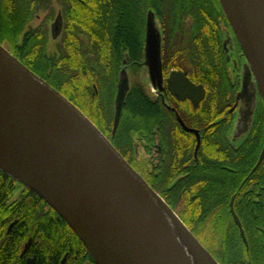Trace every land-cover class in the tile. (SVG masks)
Masks as SVG:
<instances>
[{
	"label": "trees",
	"instance_id": "16d2710c",
	"mask_svg": "<svg viewBox=\"0 0 264 264\" xmlns=\"http://www.w3.org/2000/svg\"><path fill=\"white\" fill-rule=\"evenodd\" d=\"M54 1L63 18L57 40L50 37V18L57 8L53 0H0V43L108 136L218 263L264 264V159L250 174L264 143V114L260 111L248 138L234 147L228 138L232 120L222 118L235 89L223 48V27L229 24L219 1ZM149 11L162 31L163 71L184 70L207 89L198 109H178L189 125L201 129L196 159L192 135L138 80L129 83L112 134L118 75L123 68L135 75L143 67L144 19ZM50 42L56 44L53 50ZM140 144L147 154L158 152L144 162V157H137ZM18 184L0 170V263L23 264L22 245L33 237L61 242L42 246L48 264H56L59 250L78 239L64 222L58 223L44 200L22 184L20 199L17 193L11 202ZM250 186H255L253 191ZM249 192L260 195L245 194ZM234 194L236 208L246 204L235 210L246 244L228 210Z\"/></svg>",
	"mask_w": 264,
	"mask_h": 264
},
{
	"label": "water",
	"instance_id": "95a60500",
	"mask_svg": "<svg viewBox=\"0 0 264 264\" xmlns=\"http://www.w3.org/2000/svg\"><path fill=\"white\" fill-rule=\"evenodd\" d=\"M218 1L246 60L237 97L253 86L254 98L256 85L264 106V0ZM60 27L58 16L52 33ZM143 58L151 88L162 90L161 37L151 12ZM165 82L173 96L188 98L195 106L204 97L202 85L191 82L184 71H171ZM128 90L123 68L116 84L112 134ZM176 119L195 134L197 149L199 132L177 114ZM263 158L264 145L253 170ZM0 170L44 200L96 264H220L98 127L2 43ZM241 236L246 242L242 230Z\"/></svg>",
	"mask_w": 264,
	"mask_h": 264
},
{
	"label": "flooded vegetation",
	"instance_id": "af4514ba",
	"mask_svg": "<svg viewBox=\"0 0 264 264\" xmlns=\"http://www.w3.org/2000/svg\"><path fill=\"white\" fill-rule=\"evenodd\" d=\"M53 4L55 6H57V8H56V10L53 11L54 13L52 14V17L50 18V37L52 39H56V38L59 37L57 35H60L61 27H60L59 33H57L55 31L56 35H54L52 33V26H53V24H55L56 19L58 18V16L61 17V25H62L63 18H62V12L58 8L59 5H56V1H54V0H53ZM148 13H146V16H145V19H144V37H145L146 18H147V14ZM154 19H155V22H156L157 29L160 32V37H161V42H162V31H161L160 24H159L158 20L155 18V16H154ZM229 27L230 26L223 27V48H224V51H225L227 66L229 65L230 69H229V67H228V69H229V71L231 72V75H232V80H233L232 86H233V89H235V90H234V96H233L232 102H230V104H227L225 106L227 108H226V110H224V114H223L222 118H229V119L232 120L230 129L228 131V138H229L231 144L234 147H238L250 135L252 127H253V124L255 122V119L260 114V111H262V113L264 114V106H263L261 97L259 95V92H258V90L256 88V85H254V90H255L254 98L252 96V88H253V86L250 87L247 91H244L242 93V95L237 97V94H238V92L241 89L242 73H243V67L245 66V58H244L242 50H241V48H240L235 36L234 37L233 36L232 37H230V36L228 37V35H226V33H224L225 32L224 28L229 29ZM230 46H232V48H230ZM229 53H231V56H230V59L227 60V55H229ZM235 55H236V59L234 57ZM143 68L146 69L144 64H143V67L141 68V70ZM173 70L184 71V70H181V69H170L167 72H164L163 71V67H162L163 79H164L163 80L164 82H163V85H162L163 89L153 92L152 95L154 96V98L155 97H159L161 99V101H162L163 105L165 106V108L167 110H169L171 113H173L175 121L178 123V125L182 129H183V127L181 126V124L176 119V114L181 118V120L183 121L185 126H187L188 128L197 130L199 132L200 143H201V136H202L201 129H199L196 126L189 125L187 120H185V119H183L181 117V114H180L179 110H183L185 108L187 109L188 107H192L193 109H198L201 106L202 101L206 97L207 89L204 86V84L196 83V82L192 81L189 78L187 72L184 71V72H186V76L190 79L191 82H193L195 85H202V87L204 88V92H205L204 97L195 106L192 103V101L190 99H188V98L179 99V98L173 96L168 91V89L166 88V82H165L166 78L169 76V73L171 71H173ZM184 131L187 132V133H190L192 135V137L194 138V140H195V146H194V149H193V156L196 159V154H197V151H198V149L200 147V143H199V147L196 149L197 140H196L195 134L192 133V132L186 131V130H184ZM106 137L108 138V136H106ZM109 141H110V139H109ZM263 145H264V143H263ZM263 145L260 148L257 160H258L259 155H260V153L262 151ZM149 148L152 149L151 146ZM154 150L155 149H153V151L151 150L152 153H150L149 156H151V157L153 156L154 157L156 155V152H158V151L157 150L154 151ZM160 150H161V147H159V151ZM125 160L127 161L126 158H125ZM262 161H261V163H262ZM127 162L129 163V161H127ZM256 163H257V161L255 162V164ZM255 164H254V166H255ZM260 164H259V166H260ZM131 166L136 170V168L133 165H131ZM253 167H252V169L250 171V174L252 172H254L258 168L257 167L255 170H253ZM137 172L143 177V175L139 171H137ZM246 179L247 178H245L244 181ZM243 183L244 182H242V184ZM253 187H255V186H250L249 187L250 188L249 191H253L252 190ZM17 188L20 190L21 184H18ZM19 192H18L19 195L17 197L18 200L20 199V196H21V193H19ZM245 194L246 195H250V196H254V197H258L260 195V192H249V193H245ZM236 197H237V195H235V194L232 195V197H231V199L229 200V203H228V207H229L228 210H229V213H230V215L232 217V220H233L234 224L237 226V230L239 232V235L241 236V231H240V228H239L238 224L235 221L234 215L237 216V218L239 220V223L241 225V230H242V232L244 234L240 217H239V215L236 214L235 210L236 209H240V207L243 208L246 204L244 203V205H242L243 203H238L237 208H236V206H235ZM13 200L14 199H12L10 201L12 202ZM231 200H233L232 201V206L230 205ZM239 201H241V199H239ZM175 213L178 215L177 212H175ZM55 218L57 219L58 223L64 222L67 225V227H69L68 224L61 217H59L57 215V213H56ZM17 221L18 220L15 219L14 221H12L9 224L8 229H7L8 232L12 229V227H14V225L17 223ZM241 238H242V236H241ZM77 239H78V237H77ZM244 243L246 244V242H244ZM46 244L47 245L48 244H61V242H58V241H38V240H34L33 237H29L27 239V241L24 242V244L22 245V249H21L20 256H19L21 259H23V264H28V262H31L32 264H48V262H47L48 260H46V253H45V250L43 249L44 245H46ZM26 245H27V247H26ZM59 252H60V254L58 256V260H57L56 264H96V262L94 261V259L90 255V253L87 251V249L85 248V246L83 245V243L79 239H78V241H69L67 243V246H63V248L60 249ZM41 257H43L44 261L43 260L40 261Z\"/></svg>",
	"mask_w": 264,
	"mask_h": 264
},
{
	"label": "rangeland",
	"instance_id": "374dc122",
	"mask_svg": "<svg viewBox=\"0 0 264 264\" xmlns=\"http://www.w3.org/2000/svg\"><path fill=\"white\" fill-rule=\"evenodd\" d=\"M224 31H225L224 33H226V35H228V37H229V36H230V37H232V36L234 37V35H233V33H232L230 27H229V29L224 28ZM57 36H59V35H57ZM57 39H59V37L56 38V40H57ZM3 45H4L6 48H8V45H7V44L3 43ZM55 46H56L55 42H50V44H49V49H50V50H53ZM230 48H232V46H230ZM230 56H231V53H229V55H227L228 59H230ZM234 57H235V59H236V55H235ZM245 63H246V61H245ZM228 67H229V65H228ZM229 69H230V67H229ZM127 73H128L129 83H130L131 81L134 82L135 80L141 81V82H143V84L145 85L147 91H149L151 94H153V92H155V91L151 88V86H150L149 79H148V75H147V70H146L145 68H143L139 73H137V74H135V75H134V73H132L131 71H128ZM137 156H138L139 159H140L141 157H144V162H145V160H146L147 158L150 157L149 154H147V153L145 152V150H144V148L142 147L141 144H140V145L138 146V148H137ZM146 164H147V165H150L149 160L146 161ZM18 191H19V189H17L15 192L12 193V197H11L10 200L14 199V198L17 196Z\"/></svg>",
	"mask_w": 264,
	"mask_h": 264
}]
</instances>
